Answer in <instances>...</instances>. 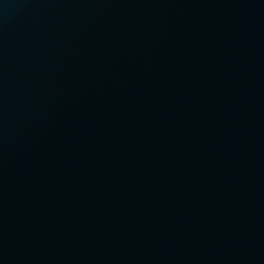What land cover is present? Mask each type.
Masks as SVG:
<instances>
[{
  "label": "water",
  "instance_id": "water-1",
  "mask_svg": "<svg viewBox=\"0 0 264 264\" xmlns=\"http://www.w3.org/2000/svg\"><path fill=\"white\" fill-rule=\"evenodd\" d=\"M0 264H264V0H0Z\"/></svg>",
  "mask_w": 264,
  "mask_h": 264
}]
</instances>
